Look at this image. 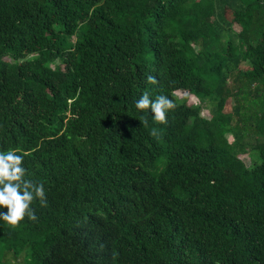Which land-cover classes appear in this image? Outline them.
<instances>
[{"label":"trees","instance_id":"1","mask_svg":"<svg viewBox=\"0 0 264 264\" xmlns=\"http://www.w3.org/2000/svg\"><path fill=\"white\" fill-rule=\"evenodd\" d=\"M9 149L47 207L0 219V264H264V0H0Z\"/></svg>","mask_w":264,"mask_h":264},{"label":"clouds","instance_id":"2","mask_svg":"<svg viewBox=\"0 0 264 264\" xmlns=\"http://www.w3.org/2000/svg\"><path fill=\"white\" fill-rule=\"evenodd\" d=\"M150 84H157L158 80L153 75H147ZM177 107L174 100L167 95H157L153 100L145 91L136 101L139 110H151L152 118L156 124H167V114ZM144 127H148L146 118L141 119ZM156 139L160 138V131L153 127L149 133ZM23 155H18L14 150L0 151V208H7V212L0 211V219L10 227H18L20 221L27 217L36 221L38 217L31 207L35 200H39L41 207H47L45 187L42 182L25 179L27 173L23 166Z\"/></svg>","mask_w":264,"mask_h":264},{"label":"rangeland","instance_id":"3","mask_svg":"<svg viewBox=\"0 0 264 264\" xmlns=\"http://www.w3.org/2000/svg\"><path fill=\"white\" fill-rule=\"evenodd\" d=\"M225 14L227 15L228 18H230L231 14H230L229 10H226ZM174 95H175V98L177 100H182V99H184V95H186V93L184 91L177 90L174 92ZM186 101H187V104H190V105L198 104L197 98L193 95L188 96ZM231 106H232V99L228 98L223 110L226 112H230ZM201 114L205 117L210 116V113H209L207 107H204L202 109ZM226 136L229 139V141L232 140L231 134L228 133V134H226ZM249 154H250L249 152H245V153L239 155L240 158L246 164V166H252V164L254 163V160L252 159V157ZM0 254H1V259H2L3 252ZM4 262H5V264H24L22 255H20L18 257H14L11 253H5L4 254Z\"/></svg>","mask_w":264,"mask_h":264}]
</instances>
